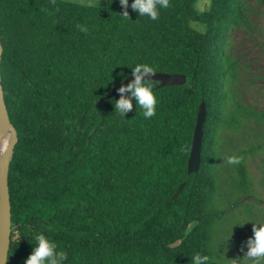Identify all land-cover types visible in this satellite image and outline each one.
I'll use <instances>...</instances> for the list:
<instances>
[{"label":"trees","instance_id":"obj_1","mask_svg":"<svg viewBox=\"0 0 264 264\" xmlns=\"http://www.w3.org/2000/svg\"><path fill=\"white\" fill-rule=\"evenodd\" d=\"M196 2L170 0L153 21L131 7L124 19L120 0H56L55 7L50 0H0L1 85L17 132L7 176L13 228L6 264H25L41 233L67 253L65 264H199L204 257L221 264L213 226L238 202L226 209L211 203L221 191L220 130L240 127L238 117L254 113L233 98L237 60L226 52L227 37L249 23L244 0H210L203 11ZM141 63L187 77H153L159 103L150 120L135 100L126 116L114 106L117 85ZM201 100L200 163L189 173ZM233 168L229 188L248 192L245 163Z\"/></svg>","mask_w":264,"mask_h":264},{"label":"rangeland","instance_id":"obj_2","mask_svg":"<svg viewBox=\"0 0 264 264\" xmlns=\"http://www.w3.org/2000/svg\"><path fill=\"white\" fill-rule=\"evenodd\" d=\"M209 1L197 0L195 8L203 11L207 9ZM244 1L249 25L231 28L227 37L229 44L226 52L237 60V78L229 86L233 98L244 107L254 110V113L239 116L242 120L240 127L236 124L231 130L223 125L220 130L221 153L217 175L221 191L211 203L214 208L226 209L231 202H238L233 210L226 211L213 226L211 244L221 264H239L240 257L247 251L245 242L253 236L254 223H264V0ZM99 2L104 0H78L82 4ZM192 25L195 26V23ZM198 27L203 29L202 24H198ZM227 101L228 106H231V98ZM239 149L245 150L244 163L251 180L248 192L229 188L236 172L234 165L224 163V158L235 155ZM223 196L232 199L225 200Z\"/></svg>","mask_w":264,"mask_h":264},{"label":"clouds","instance_id":"obj_3","mask_svg":"<svg viewBox=\"0 0 264 264\" xmlns=\"http://www.w3.org/2000/svg\"><path fill=\"white\" fill-rule=\"evenodd\" d=\"M71 2L76 3L78 0H71ZM109 2L111 3V0ZM50 3L52 6H56V0H50ZM120 4L123 8L121 16L124 19H131L128 11L131 7L140 17L147 16L153 21L159 19L161 9L171 7L170 0H133L131 5L129 0H120ZM41 11L47 12L48 10L41 8ZM76 27L85 34L89 32L86 25L77 24ZM131 75L134 77L131 82L122 84L117 89L120 98L114 100L115 111L121 116H126L133 110V100H135L136 106L142 110L144 118L150 120L157 114L159 103L154 91L156 84L153 77L156 75V69L147 63H141L132 67ZM243 162L242 156L230 155L224 158V163L227 165H240ZM34 239L35 247L25 260V264H65L67 253L58 250L55 240L43 233L36 235ZM245 244L247 251L240 257L239 264H264V223H254L253 236L249 237ZM241 247L243 250L244 245ZM206 262L207 257H204L200 259L199 264H206Z\"/></svg>","mask_w":264,"mask_h":264},{"label":"water","instance_id":"obj_4","mask_svg":"<svg viewBox=\"0 0 264 264\" xmlns=\"http://www.w3.org/2000/svg\"><path fill=\"white\" fill-rule=\"evenodd\" d=\"M2 53V46L0 42V58ZM156 78H161L168 82L175 83H184L187 79L184 73H172V72H156L154 76ZM134 77L130 76L127 80L119 83L117 88H119L122 84H126L131 81ZM115 89V88H113ZM206 109L205 102L201 100L198 104L195 125L193 128L192 135V145L190 156L188 158V172H196L199 168L200 163V153H201V138H202V125L205 119ZM9 129V143L6 147L5 154L1 155L0 153V264L7 263V253L10 245V234L13 226H11V217H10V199L8 193V184H7V176H8V166L11 158L12 150L17 141V132L11 123L6 103L4 100L3 89L1 85V77H0V132L5 129ZM185 186V182H182L175 192L173 198L177 197L180 192L183 190Z\"/></svg>","mask_w":264,"mask_h":264},{"label":"bare ground","instance_id":"obj_5","mask_svg":"<svg viewBox=\"0 0 264 264\" xmlns=\"http://www.w3.org/2000/svg\"><path fill=\"white\" fill-rule=\"evenodd\" d=\"M10 140L9 137V129L5 128L0 132V153L1 155L5 154V150H6V145H8Z\"/></svg>","mask_w":264,"mask_h":264}]
</instances>
